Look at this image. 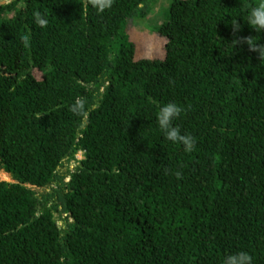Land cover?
<instances>
[{
    "label": "trees",
    "instance_id": "16d2710c",
    "mask_svg": "<svg viewBox=\"0 0 264 264\" xmlns=\"http://www.w3.org/2000/svg\"><path fill=\"white\" fill-rule=\"evenodd\" d=\"M157 2L0 4V264H264V61L231 27L264 44L260 0ZM151 37L163 57L136 58ZM169 102L190 153L157 125Z\"/></svg>",
    "mask_w": 264,
    "mask_h": 264
},
{
    "label": "clouds",
    "instance_id": "9594fccd",
    "mask_svg": "<svg viewBox=\"0 0 264 264\" xmlns=\"http://www.w3.org/2000/svg\"><path fill=\"white\" fill-rule=\"evenodd\" d=\"M114 0H86V4L91 5L97 13L111 9ZM35 22L41 26H46V19L43 18L40 12L33 13ZM246 23L254 29L257 33L264 32V0L248 9ZM234 39L232 44L234 47L237 45H247L250 52L258 53V58L264 61V44L259 43V36L240 37L237 35L241 31V25L237 19L231 22ZM22 44L25 48L30 47V34H24L20 37ZM70 111L74 114H81L84 111V104L77 101L70 107ZM184 108L176 103L169 102L160 107L157 113V125L167 141L173 144L179 143L183 145L185 152H192L195 150L196 139L189 133L181 134L179 126L174 125V120L178 119L184 112ZM177 178H181L182 174L176 172ZM60 264H63V257L60 258ZM221 264H252V256L246 251H237L226 255Z\"/></svg>",
    "mask_w": 264,
    "mask_h": 264
},
{
    "label": "rangeland",
    "instance_id": "374dc122",
    "mask_svg": "<svg viewBox=\"0 0 264 264\" xmlns=\"http://www.w3.org/2000/svg\"><path fill=\"white\" fill-rule=\"evenodd\" d=\"M3 1V0H2ZM170 0H158L156 5H154L151 8L152 16L155 18L156 16H159L163 10L166 9L168 3ZM135 24L134 27L130 29V34L134 35L133 33H137V38H139V35H141V38H143L144 34H147V29L149 28L148 25H143L142 20H134ZM142 24L143 26H141ZM133 29V31H132ZM138 49L136 51V58H149V57H155V58H162L163 57V48H162V41L151 37V39H138L137 40ZM78 159H82L81 154L77 155ZM0 180L1 181H7L10 182V177L0 172Z\"/></svg>",
    "mask_w": 264,
    "mask_h": 264
},
{
    "label": "flooded vegetation",
    "instance_id": "af4514ba",
    "mask_svg": "<svg viewBox=\"0 0 264 264\" xmlns=\"http://www.w3.org/2000/svg\"><path fill=\"white\" fill-rule=\"evenodd\" d=\"M8 1H10V0H8ZM6 2V0H0V4H4Z\"/></svg>",
    "mask_w": 264,
    "mask_h": 264
}]
</instances>
